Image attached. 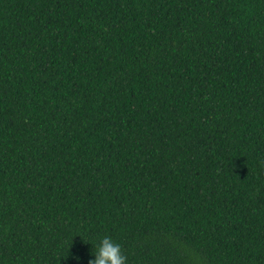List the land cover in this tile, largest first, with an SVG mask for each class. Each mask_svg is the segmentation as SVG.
<instances>
[{"label":"trees","instance_id":"1","mask_svg":"<svg viewBox=\"0 0 264 264\" xmlns=\"http://www.w3.org/2000/svg\"><path fill=\"white\" fill-rule=\"evenodd\" d=\"M105 235L264 264V0H0V264Z\"/></svg>","mask_w":264,"mask_h":264},{"label":"clouds","instance_id":"2","mask_svg":"<svg viewBox=\"0 0 264 264\" xmlns=\"http://www.w3.org/2000/svg\"><path fill=\"white\" fill-rule=\"evenodd\" d=\"M88 264H127V257L121 245L105 235L94 251V259H89Z\"/></svg>","mask_w":264,"mask_h":264}]
</instances>
